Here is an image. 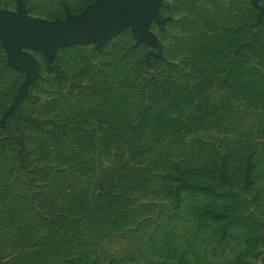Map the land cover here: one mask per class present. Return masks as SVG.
I'll return each mask as SVG.
<instances>
[{
    "label": "rangeland",
    "instance_id": "374dc122",
    "mask_svg": "<svg viewBox=\"0 0 264 264\" xmlns=\"http://www.w3.org/2000/svg\"><path fill=\"white\" fill-rule=\"evenodd\" d=\"M157 1L156 14L148 15L142 25L144 39L129 27L103 46L87 44L76 51L67 49L75 45L60 46L53 55L35 43L23 48L34 60L33 65L15 61L0 42V136L16 133L29 138L37 131L30 126L31 116L38 122L60 114L66 118L78 106L86 105L88 123L97 121L98 116L105 124L111 123L115 113L121 122L139 121L134 116L143 105L162 107L160 96L143 83L144 78L149 81L150 75H158V65L144 69L147 52L155 50L165 64L166 74H159L157 85L169 90V100L164 102L170 117L159 119L158 112L146 111L144 119L150 129L137 135L131 145L116 143L118 148L108 151L111 160L94 152L98 145L91 135H112L113 131L109 125L103 131L91 129L89 143L79 156V162L84 158L85 169L77 163L74 170L59 178V189L70 185L69 181L79 182L85 194L78 197L90 199L89 195L100 189L98 184L105 173L125 169L121 175L136 176L144 170L131 202L122 204L130 211L121 213L124 208L120 202L116 210L112 209L115 227L106 220L113 231L108 238L94 222L93 232L80 237V219L71 218L60 232L68 236L67 254H83L87 259H99V264H264V93L245 94L242 87L230 83L213 86L196 79L197 73L221 72L223 68L236 76L254 67L264 71V21L257 22L260 16L264 20V0ZM98 2L0 0V9L23 8L40 19L68 22ZM233 39L239 42L231 46ZM227 50H238L232 68L223 63L224 55H233ZM212 53L218 57L205 59V54ZM193 56L200 57L199 66L183 69L182 61ZM243 60L254 62V66L244 65ZM56 65L65 71V79L57 74ZM188 73L190 76L184 77ZM177 83H182L179 90L174 85ZM181 91L191 93L184 103L177 101ZM218 102L215 112L203 114L206 104L213 107ZM132 104L141 107H127ZM181 105L188 107L187 111L176 115ZM114 108L119 111L112 115ZM82 111L76 115L82 116ZM34 146V141L29 144V148ZM161 150L165 158L161 157L160 163H181L183 159L180 167L188 176L210 181L215 193H180L177 179L163 178L162 169L154 162ZM225 155L233 161L226 176L220 167L212 165L217 156ZM247 155L254 161L251 178H245L241 166ZM41 157L39 163L43 162ZM31 158L34 162L35 154L28 160ZM22 178L18 175L19 180ZM174 180L175 194H168L166 189ZM3 201L6 197L1 194L0 206ZM5 232L3 229L2 234Z\"/></svg>",
    "mask_w": 264,
    "mask_h": 264
},
{
    "label": "trees",
    "instance_id": "16d2710c",
    "mask_svg": "<svg viewBox=\"0 0 264 264\" xmlns=\"http://www.w3.org/2000/svg\"><path fill=\"white\" fill-rule=\"evenodd\" d=\"M263 21L262 16L257 20L258 24L263 23ZM235 42L239 41L233 39L230 45H234ZM84 46L75 45L67 49L76 51V48ZM208 49L206 48L205 52ZM227 51L230 52L229 50ZM237 51L230 52L233 54L232 56H223L225 58L223 63L227 67L231 66L232 68V65L236 62L235 54ZM218 54H205V59L212 55L218 57ZM74 58L76 59V57ZM146 58L148 66L145 64L144 69L151 65H158L159 72L158 75H150L149 81L148 78H144L143 83H148L144 85L148 86L149 90L152 89L153 92H156L163 102L161 103L162 105L160 104L162 107L143 105V108L140 109L141 116L139 114L140 110L134 116L136 119L140 118L139 121H119L116 117L118 113H115L118 109L114 108L111 111L112 115L115 113L111 116V118L113 117L111 123L105 124L99 120V116L97 117L98 120L94 123H88L85 121V115L88 113L89 106L86 105L78 106L77 111L71 110L72 113L66 118L60 114L49 120H42L44 122H38L31 116L29 121L30 126L37 128V131L34 136L29 138H26L24 135H17L16 133L0 136V195L3 194L6 197V201H3L2 206H0L3 209L2 212L0 211V264H99V259H87L86 255L83 254H81L82 256L75 254L68 255L66 252L70 248L67 241L68 236L60 232L68 226L71 218H77L80 219L78 226V229H81L80 232L82 233L79 235L80 237L86 235L88 232H93V229H95L94 224L100 227L103 235L107 238L110 237L113 231L108 228L110 225L107 226L106 220L115 227V221L111 218L112 209L116 210L118 202H120L121 208H124L122 204L128 203V201L131 202L135 186L142 181L145 171L142 170L136 176L135 174L124 176L121 175V172H126L127 170L124 169V171L116 173L110 169L112 173H105L104 178L98 184L100 189L89 195L90 199L78 197L85 194L84 189L79 187V182L69 181L70 185L62 186L59 189L61 181L59 178L67 174L69 170H74V165L77 163L80 169H82V166H85L84 158L79 162V156L83 155V149L89 143V132L91 129L98 128L99 131H103V127L109 125V129L113 131L112 135H91V137L96 138V144L98 145V149L94 148V152L97 151L101 155V158L111 160L108 156V154L110 155L108 151L113 147L118 148L116 143L124 146L131 145L130 142L137 139V135L141 133L145 134L150 129L144 119L146 111L150 113L158 112L157 117L159 119L164 116L170 117L166 112L169 107L165 106L164 102L169 100L167 99L169 95L167 92L169 90L166 89V86L157 85V82L160 83L161 79L159 74H166L165 69L162 67L165 64L161 63L162 61L158 58L155 50L148 51ZM199 59L200 57L194 56L186 58L182 61L183 69L198 67ZM242 63L254 66V62L243 60ZM56 69L59 72L57 74L65 79V71L61 69L60 65H56ZM98 69L100 73H103L101 68ZM189 76L190 73L184 75L186 78ZM196 79H201L203 83H214L213 86L220 83L222 85L230 83L231 86L242 87V93L245 94L257 93L262 95L264 93V71L258 72L255 67L248 69L244 75L240 74L239 76H236L231 69L224 68L221 72H200L197 73ZM179 84H174L179 87L178 90L181 87ZM73 86L81 88L79 84H73ZM205 87L207 86L203 84V88ZM148 88H144L145 91H148ZM177 95L179 103H184L191 97V93L184 94L182 91L181 94ZM195 95L193 94L194 97ZM204 99H207V96H204ZM218 105L219 102L215 103L213 107H209L210 104H206L202 111L203 114L208 115L215 112L218 109ZM136 106L138 104H132V106L127 107ZM187 108L181 105L176 115L184 114ZM81 109H83L82 116L76 115ZM197 109L191 112H196ZM23 121L19 120L18 122ZM92 124L95 125L92 126ZM33 141L35 146L29 148V144ZM38 142L39 144H37ZM36 145L39 146L40 153L36 152ZM34 154V162H31L32 158L29 160L28 158ZM39 155L40 157L42 156L40 159L43 162L41 163L37 160ZM161 157H163L162 150L156 154L155 164L158 165V168L162 169L161 175L163 178L165 177L169 180L177 179L180 193L182 191L196 192L197 190L202 193H215L210 181L203 178L194 180L192 176H188V171L180 167V164L184 162L183 159L181 163H173L166 160H162L160 163ZM217 157V162L213 161L212 165L220 167L223 172L222 175H228L229 165L233 161L226 155L221 158ZM164 158L165 156L162 159ZM28 162L30 163L27 164ZM242 163L243 175L245 178H251L252 166L254 164L252 156H245ZM125 166L127 167L128 165L126 164ZM18 175L23 178L19 180ZM176 181L174 180L175 183L167 187L166 191L168 194H175ZM57 190L62 191L59 192ZM66 190H69V193ZM179 192L176 195L177 200L180 197ZM129 211L125 206L121 213L127 214ZM106 213H109L108 217H105ZM16 223L18 224V228L15 227ZM3 229L6 231L4 234H2ZM42 232L46 233L42 234ZM93 247L99 248L97 245H93ZM7 257H9V260L5 261Z\"/></svg>",
    "mask_w": 264,
    "mask_h": 264
},
{
    "label": "water",
    "instance_id": "95a60500",
    "mask_svg": "<svg viewBox=\"0 0 264 264\" xmlns=\"http://www.w3.org/2000/svg\"><path fill=\"white\" fill-rule=\"evenodd\" d=\"M157 6V0H99L82 16L68 22L40 19L23 8L0 9V42L15 61L33 65L34 60L23 48L35 43L53 55L60 46H103L129 27L144 39L142 25L148 15L156 14Z\"/></svg>",
    "mask_w": 264,
    "mask_h": 264
}]
</instances>
